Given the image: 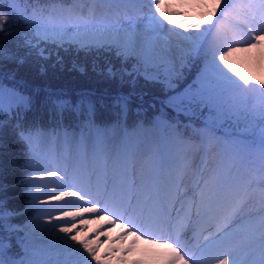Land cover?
<instances>
[{"label": "snow or ice", "instance_id": "6c2138e0", "mask_svg": "<svg viewBox=\"0 0 264 264\" xmlns=\"http://www.w3.org/2000/svg\"><path fill=\"white\" fill-rule=\"evenodd\" d=\"M26 2L27 0H0V60L8 59L18 66L27 64L32 58H35L37 62L48 61L51 59L52 53L48 51L47 47H42V44L54 45L57 49H63L65 52L74 48L77 53L83 51L86 55L93 51L98 54L102 50L113 53L117 60L122 61L121 65L117 67L116 64L109 63L97 74L106 79L117 81L121 89L127 85L128 90L117 91L112 97V105H110L125 115L130 110L134 100L139 102L137 107H142L144 104L145 92L137 91L138 87L144 88L148 85L160 84L173 92L163 103L174 108L178 114L183 112L185 115H191L196 109L207 108L209 120L220 119L223 115V112L219 110L222 92L233 86L236 89L244 88V85L238 84L226 71L229 67L226 57L237 50L231 47V44L244 43L249 47H254L255 43L264 40V35H252V33L259 32L258 28L252 27L245 32L248 39L232 40L228 45L220 43L214 34V30H217L219 25L213 23V17L215 16L216 20L219 21L222 16L229 15V0H224L223 4H220L218 0L219 14H217V9L213 8L206 20L189 23L187 17H182L184 22L179 24V29L183 31L174 27L168 28L164 24V21H169L175 25L177 21L171 18L175 13H165L160 3H154V0H144V3L148 5V12L140 19L148 21L147 25L141 32H127L122 41L120 39L102 40L96 38L97 26L92 23V9H89L88 16L82 12L74 13L75 20H70L68 23L44 24L42 19L37 17L35 10L30 14L27 8H21V4ZM153 3L155 11L152 8ZM69 11L71 12V10ZM156 12L159 13V17H163V20L156 16ZM242 12V23L245 25L264 22V0H259V3L252 0V2L242 6ZM169 32L173 33L174 36L164 35V33ZM208 35H213L211 41H207ZM8 39L12 41L13 47L11 48L5 46L4 42ZM20 50H23V55L19 54ZM191 52H195L196 56L203 61L204 66L199 69L195 80L180 90L178 82L188 78L185 69L188 66L187 58ZM217 53L220 54L217 56ZM129 57L136 59L131 70L127 67ZM221 62H223V67ZM63 63V58L57 51L52 67L55 68L59 65L62 68ZM73 68H77L75 62ZM79 70L84 71L82 67ZM92 70L97 71L95 62H93ZM37 71L40 75H44L46 68L42 63H38ZM190 71L189 69V73ZM236 75L244 81L245 85L250 83L239 72ZM140 78L144 81L143 85L139 84ZM174 80L177 83H173ZM260 84L264 85V80H261ZM39 91L40 89L37 88L36 92L39 93ZM261 91L264 92V89ZM6 95L8 98L7 105L5 104ZM48 97L55 114L59 116L61 121L65 110L74 112L78 117L87 114V119L76 125L80 129L78 135L76 132H69L67 128L64 129L62 133L64 145L68 149H74L80 156L87 157L90 155L94 160L104 161L105 166H107L108 161H111L112 175L109 177L105 174L102 187L98 192V195L105 198L103 207H97L101 200L98 199L93 202L89 199L92 195L89 191L62 192L60 196H54L53 199L60 201L62 197H78L81 201L91 203V206L83 208L79 212L61 210V215L55 221H52L49 216V224H37L36 227L46 228L50 226L55 228L57 222L68 218L71 220L83 219L85 214H98L100 211H110L113 215L119 213L117 218L125 219L126 225L130 226L127 230L136 228L144 235L152 233L153 224L168 223L171 210L164 202L165 196L162 191L157 188L155 192L145 197L143 182L138 184L135 179V171L132 168V162L136 157V146L132 141L133 134L125 132L124 138L116 143L112 135L116 126L109 128L100 127L96 124L95 117L98 106H105L104 97L94 99L93 94L82 93L75 103L63 94L53 97L50 91H48ZM32 104L33 97L31 95L25 94L17 88H5L0 83V114L8 113L11 118L13 108L23 107L27 110ZM213 112L216 113L215 116H213ZM260 118L264 120V104L260 106ZM6 123V121H0V128H3ZM14 131H17L21 139L25 138L27 130L23 125H15ZM56 135L60 136L61 133L57 132ZM180 136L181 134L177 133V138ZM26 167L29 171L36 170L31 166ZM42 171L47 170L42 169ZM48 175L55 177L57 173L51 172ZM20 183L26 187H31L34 181L31 178H24ZM258 187L260 196L264 199V176L260 177ZM197 188H199V199H197V194L193 193L191 205L197 208L198 216L201 214L202 208L206 209V214L210 212L211 226L215 229L214 231L210 230L209 235L204 237L200 244L201 253H208L214 248H224L236 230L247 224L249 230L244 246L254 249L257 241L259 242V258L258 260L253 259L250 264H264V218L261 219L258 228L251 227V221L248 220L244 210L246 201L243 197L239 201L232 200L214 169H209L208 176L202 178V182L197 185ZM0 190H3L2 184H0ZM48 194L51 195V193ZM183 195L187 196L188 193L185 192ZM247 195L248 190L245 188L244 196ZM2 207L3 201H0V208ZM138 212L142 214V219L135 215ZM115 222L112 220V223ZM76 227L75 224L69 227L65 223H60L59 232L71 235ZM145 229L148 231H144ZM8 231L19 232L21 228L18 225H9ZM133 234L135 235V233ZM184 235H187V232H184ZM71 239L75 241L77 237L71 235ZM160 239L165 238L160 237ZM180 240L181 237L178 233L176 240L173 241L176 247H173V243L165 244L172 253L167 264H177V261H181L182 264H189L191 257L184 258L187 251L181 245ZM17 243L24 250L26 258L15 259L11 255L5 258L4 250L8 249L11 252L13 244L11 238L7 244L3 238H0V264H71L67 258H57L52 261L42 249L34 248L29 253V249L23 240L18 239ZM80 243L89 253L95 252V248L90 247L85 241L82 240ZM231 253V248H225L220 252V256H209L208 259L209 261L215 260L216 264H235ZM97 264H99L98 260Z\"/></svg>", "mask_w": 264, "mask_h": 264}, {"label": "rangeland", "instance_id": "374dc122", "mask_svg": "<svg viewBox=\"0 0 264 264\" xmlns=\"http://www.w3.org/2000/svg\"><path fill=\"white\" fill-rule=\"evenodd\" d=\"M144 0H134L133 2L124 1L120 4L121 7L125 8L126 11L122 12V9H119L117 6H113L114 16L120 20L118 25H114L117 27H113V25H104L97 26L96 38L102 40H114L120 39L121 41L125 38L127 32H141L144 30L148 21L141 20L140 18L144 16L145 13L148 12V6L146 3H142ZM142 3V7H145L144 11H141L139 8ZM154 3H160L162 5L163 11L165 13H175L171 18L176 20L177 23L172 25L169 21H164V24L168 26V28H176L179 29V24L184 22L181 18L187 17L189 23H195L198 21L206 20L207 16L212 13L213 8L217 9V13L219 11L217 4L218 0H154ZM153 3V10L154 9ZM220 4L224 3V0H219ZM156 16L163 20V17H159V13L156 12ZM216 17H213V21ZM131 22V23H130ZM123 26V27H120ZM252 27H256L259 29L258 33L264 35V22L255 24ZM250 27V28H252ZM103 29V31H100ZM183 31V30H180ZM164 35L174 36L173 33H164ZM213 38L211 35L207 36V41H211ZM6 47H13L11 39L5 40ZM255 43V42H254ZM42 47H47L48 51L52 53L51 59L49 61H54L56 58L57 51L59 55L65 59L67 57L74 58L80 54H84L83 51L77 53L74 48L69 50L68 52L63 51V49H57L54 45H41ZM235 48V47H233ZM236 51L231 52L230 55L226 57L229 67L226 69L228 74L234 78V80L240 84L247 87H251L250 89L244 91L245 96V108L242 110H237L235 112L237 121L236 124L245 125L249 131L255 133L256 137L264 139V120L260 118V106L264 104V92L261 90L264 89V85L260 84L261 80H264V40L259 43H255L254 47H249L248 45H243L240 48H235ZM227 50V48L225 49ZM100 51L98 54L104 58L105 54H109V52L102 53ZM195 52H191L187 58V68L185 72L189 69V65H192V57ZM20 55H23V50H20ZM95 51L91 54L84 55L82 58H90L91 61L94 56H97ZM220 53H217V56ZM94 55V56H93ZM93 56V57H92ZM114 58V57H113ZM116 58V57H115ZM194 59V57H193ZM195 60V59H194ZM116 66L119 67L122 63L121 60L116 59ZM35 58L29 60V62L23 66H18L16 63L3 59L0 60V70L3 72H8L10 75L15 73H20L23 71L32 70L35 67H38V63ZM194 62L198 63L197 60ZM136 63L135 57H129L127 61V67H132L133 64ZM132 64V65H131ZM198 64H200V68L204 66L203 61L201 60ZM130 65V66H129ZM196 66H198L196 64ZM221 66L223 67V62H221ZM239 72L242 76H244L245 80L249 81L248 85L244 84V81L240 80L239 76L236 73ZM198 73V72H197ZM67 76V75H66ZM5 78L0 76V82H2ZM141 83V82H139ZM173 83H177V81H173ZM163 87L160 84H155L154 86ZM150 86V85H148ZM147 86V87H148ZM114 87H119L118 82ZM234 87V86H233ZM232 87V88H233ZM6 88V87H5ZM123 89H128L127 85ZM228 90H231L229 88ZM159 93V92H157ZM157 94H152L151 98H155ZM258 98L259 103L254 104L252 110L248 109V104L252 102V99ZM263 99V100H261ZM6 101V97H5ZM150 100L144 101L143 107L141 110H144L146 103H149ZM139 103V102H138ZM154 106V105H153ZM152 106V107H153ZM137 107V106H136ZM148 107V106H147ZM139 109L141 107H138ZM158 107L151 108L154 111L157 110ZM67 115V114H66ZM65 116V113H63ZM0 121H6L7 123L3 128H0V184L3 185V190H0V201H3V207L0 208V238H3L5 244L9 242V238H11V242L13 244V248L11 252L13 253V257L17 259H25L26 256L24 250L18 246V239L23 240L24 244L27 245L29 249V253L35 248L37 250H43L44 254L55 261L57 258L65 259L67 258L71 264H97V260L99 264H133L131 262L130 257H124L125 252L133 253L135 249L131 248V250H124L123 245L128 244L130 240L131 233L126 231L119 235L118 228L121 227V224L118 225L117 222L112 223L111 220L109 223L108 220H103L100 223L97 214H85L83 219L77 218L75 220H71V218L66 219L65 221L57 222L56 227H46V228H38L37 224L45 225L49 224V216L52 221H55L57 217L61 215V210L64 212L76 211L74 206H80L81 209L90 207L86 201H81L80 203H76V197H62L60 201H56L53 199L54 196H60L62 192L73 191V189L67 190L68 185L60 186L57 189L51 190V195L47 192H40L37 199L35 197L28 196L32 191L36 192L34 187H26L20 182L24 178H31L34 183H39L42 180L48 179V173L55 172L53 166L46 167L47 171H29L26 168H22L21 165L27 164L28 160L25 161V153L27 152L24 148V144L22 139L19 138L14 128L10 126V120L5 116V114H1ZM238 124V125H239ZM16 132V133H15ZM241 154L237 152L233 155L227 154L225 156L226 166H229L230 172L225 175L220 181L225 188L229 192L232 186L236 183L237 173H239V167L241 163ZM33 161H37L39 158L30 157ZM29 163H34V162ZM58 165V163H57ZM50 168L54 169V171L50 170ZM92 169V166L89 167V171ZM106 169V168H105ZM225 170L227 168L225 167ZM62 174L60 170L57 172V175ZM76 174V172L74 171ZM64 175V174H62ZM55 176V177H56ZM59 177V176H58ZM75 184L80 181V178L75 176ZM187 178V177H186ZM38 186V184H37ZM187 185L184 186L182 191H187ZM39 188V187H38ZM90 189H93L94 186H89ZM199 193V190H198ZM27 195V196H26ZM34 198V199H32ZM254 198L251 191H248V195L244 196L243 199L246 201L245 203V213L247 217L253 214L251 210L248 209L250 203H252V199ZM39 199V200H38ZM67 201H66V200ZM101 201L102 199L99 198ZM197 199H199V195L197 194ZM34 200V201H33ZM76 201L75 203H70L71 201ZM98 200L97 198L93 201ZM110 201V200H109ZM64 202H69V205L63 204ZM111 202V201H110ZM59 204L58 207H54V212L51 214H39L38 212L41 210V205L48 204ZM39 206V207H37ZM192 206V205H191ZM98 207V206H97ZM201 214L197 215V208L192 207V213L190 217L189 223L191 224V229H188V234L186 241H188L191 237H193V228L198 226L199 221L206 217V209L202 208ZM12 213V215H9ZM210 213V212H209ZM207 213V214H209ZM102 215V214H100ZM99 215V216H100ZM114 220V219H113ZM123 222V221H121ZM60 223H65L67 226L71 227L72 224L77 225L71 235H75L77 239L73 241L71 239V235H65L64 233L59 232ZM9 225H18L21 228L19 232H9ZM247 225V224H246ZM215 230V229H214ZM88 232V234H86ZM238 231L234 234H237ZM85 241L90 247L95 248L94 253H89L80 241ZM143 239L137 240V242H141ZM201 244L203 239L198 240ZM200 244L197 245L196 249L200 248ZM134 245V244H132ZM108 249L107 253H101L103 250ZM222 249V248H221ZM220 250V249H217ZM254 249L244 248L240 245L232 248V257L235 260V264H250L251 255L254 252ZM117 253L120 257H123L122 262H117L116 259L110 257L111 253ZM209 253V252H208ZM207 253V254H208ZM7 254L5 252V258H7ZM95 257V258H94ZM222 258V257H221ZM168 261V260H167ZM158 264H167V262H160ZM177 264H182L181 261H177ZM189 264L192 262L189 260ZM210 264H216L215 260H213Z\"/></svg>", "mask_w": 264, "mask_h": 264}, {"label": "trees", "instance_id": "16d2710c", "mask_svg": "<svg viewBox=\"0 0 264 264\" xmlns=\"http://www.w3.org/2000/svg\"><path fill=\"white\" fill-rule=\"evenodd\" d=\"M78 3H84L87 0H77ZM94 6V12L92 14V20H99V22H104L105 14L100 13L99 11L103 10L107 6V0H88ZM251 2V0H229L230 6H235L237 4L243 6ZM26 5L27 7H36L39 8L43 5L44 9L48 11L55 12V14L60 17L67 8V11L73 10L72 1L71 0H27L26 3H22L21 6ZM41 9V8H40ZM70 12V11H69ZM219 12V11H218ZM218 14V13H217ZM216 20V18H215ZM213 21V23H217L218 21ZM218 24V23H217ZM95 25V24H94ZM231 26L226 25L223 21L218 29L222 30V33L230 34L227 41L228 43L232 40H237L235 35L231 30ZM217 29V30H218ZM222 33H220L222 35ZM215 34V33H214ZM213 38V35H211ZM224 38V36L222 35ZM220 41V40H219ZM221 43V41H220ZM243 45H247L244 43H233L231 47L240 48ZM103 51L102 53H104ZM97 54V53H96ZM86 55L80 54L74 56V58L67 57L63 59V67L61 68L59 65L57 67H52L54 61H43L42 63L46 68V73L44 75H40L37 71V67L33 68L29 71H23L20 73H15L10 75L8 72H3L0 70V76L5 79L0 82L6 88H17L21 92L31 95L33 97V104L29 109L13 108L11 118L8 113H4L5 116L10 120V126L14 128L15 125L21 124L27 130L25 132V138L22 139L23 144L28 146V140L34 147H37L40 152L46 155V157L50 156L53 151L58 150L59 147H64L65 151L69 149L65 147L62 133L65 128L69 132H76L79 134V127L76 125L80 121H84L87 119V114L82 116H77L74 112L70 110H65V116H63L62 121L59 116L55 114V110L52 107L50 99L48 97V91L53 94V97L58 94H63L67 99H70L74 103L80 98V94L82 93H91L93 94V98L104 97L105 106L99 107L96 113L95 122L100 127H109L112 128L116 126L113 131V138L116 143H119L124 138V133L133 134V139H138L140 135L146 134V138H149L152 135V131H149V127L151 124V115L153 113L162 115L165 120H167V125L164 127V135L163 139L167 143L168 147L173 148L171 154L167 156V158H172L178 154V156L183 157V155L190 156L193 154L194 148L200 144L198 142L195 131L193 127L187 126L183 121L173 122L169 120L167 115L170 113H176L178 119L184 118L187 121H190L191 124L199 123V121L203 119H208L209 111L207 108L204 109H196L193 114L185 115L183 112L177 113L176 110L172 107L167 106L163 103L164 100L167 99L168 96L172 95L173 92L165 89L164 87H157L154 85L146 86L144 88H137V91L145 92L144 101L150 100L149 103H146L144 110L139 109L137 106L138 101L133 102L130 106V110L125 115L119 111L112 105V97L116 94L117 91H127L128 89H121L120 87H114L117 81L109 80L104 78L97 73L107 67L109 63L116 64V58L113 53H107L102 58L99 54L97 56H92L90 58H82ZM114 57V58H113ZM194 59L199 63L201 59H199L196 54L193 55ZM192 57V65H189V69L191 70L189 73V69L187 70L186 75L188 78L186 80L179 81V89L182 90L188 84L192 83L195 80L197 72L200 69V64L194 62L195 60ZM77 65V68H73V63ZM93 62H95L97 66V71L92 70ZM196 64L198 66H196ZM132 65V64H131ZM130 66V65H129ZM83 68L84 71L81 72L79 68ZM131 70V67H128ZM67 75V76H66ZM139 84L143 85L144 81L142 78L139 79ZM39 88V93L36 92V89ZM251 87L245 86L243 89H236L235 86L231 88V90L225 89L221 94V99L219 101V110L223 112V115L220 119L209 120L212 122V126L218 129L223 128H233L235 121H237V117L235 112L240 110L239 107L241 105V95H244V91L250 89ZM48 90V91H46ZM159 92V93H157ZM157 94L155 98H151L152 94ZM5 104H8L7 95ZM263 100V99H261ZM161 103L164 108V111L157 110L154 111V106ZM259 103L258 98L252 99V102L248 104L247 110H252L253 105ZM154 105V106H153ZM148 106V107H147ZM153 106V107H152ZM161 112V113H160ZM67 114V115H66ZM216 113L213 112V116ZM1 116V114H0ZM181 117V118H180ZM187 117H190L188 119ZM190 124V125H191ZM239 124V123H238ZM241 129L246 128L245 125H238ZM17 132V131H16ZM15 132V133H16ZM60 132L61 135L57 136L56 133ZM177 133H180V138H177ZM19 136V135H18ZM258 137V143L264 150V139ZM20 138V136H19ZM21 139V138H20ZM73 150V149H72ZM205 153L201 154L199 157V161L204 163ZM90 155L85 157L89 158ZM264 157V154H262ZM22 168L28 169V167L21 165ZM33 188V185L31 186ZM40 190L36 192L32 191L28 194L31 197H35L40 194ZM27 196V195H26ZM34 199V198H32ZM39 200V199H38ZM34 201V200H33ZM39 214H51V204L41 205ZM53 213V212H52ZM7 256H14L12 252H9L8 249H5ZM26 256H24L25 258ZM17 259L16 257H13Z\"/></svg>", "mask_w": 264, "mask_h": 264}, {"label": "bare ground", "instance_id": "6f19581e", "mask_svg": "<svg viewBox=\"0 0 264 264\" xmlns=\"http://www.w3.org/2000/svg\"><path fill=\"white\" fill-rule=\"evenodd\" d=\"M57 18H58V16H57ZM69 153H70V150L66 151L64 154H69ZM33 164H37V163L34 162ZM182 201H183V200H181V201L179 200V202H178L179 204L175 207V211H176V209H178L179 206L182 205V203H183ZM98 217H99V218H100V217H103V214L100 215V216H98Z\"/></svg>", "mask_w": 264, "mask_h": 264}]
</instances>
